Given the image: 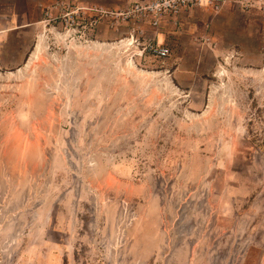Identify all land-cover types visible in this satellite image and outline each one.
<instances>
[{"label": "rangeland", "instance_id": "obj_1", "mask_svg": "<svg viewBox=\"0 0 264 264\" xmlns=\"http://www.w3.org/2000/svg\"><path fill=\"white\" fill-rule=\"evenodd\" d=\"M0 264H264V0H0Z\"/></svg>", "mask_w": 264, "mask_h": 264}, {"label": "built area", "instance_id": "obj_2", "mask_svg": "<svg viewBox=\"0 0 264 264\" xmlns=\"http://www.w3.org/2000/svg\"><path fill=\"white\" fill-rule=\"evenodd\" d=\"M151 51L158 57H167L169 55V49L162 46H151Z\"/></svg>", "mask_w": 264, "mask_h": 264}, {"label": "bare ground", "instance_id": "obj_3", "mask_svg": "<svg viewBox=\"0 0 264 264\" xmlns=\"http://www.w3.org/2000/svg\"><path fill=\"white\" fill-rule=\"evenodd\" d=\"M126 43H128V42H126Z\"/></svg>", "mask_w": 264, "mask_h": 264}]
</instances>
